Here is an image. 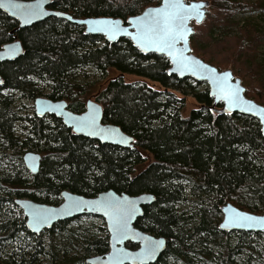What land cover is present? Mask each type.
Instances as JSON below:
<instances>
[{"label":"trees","instance_id":"16d2710c","mask_svg":"<svg viewBox=\"0 0 264 264\" xmlns=\"http://www.w3.org/2000/svg\"><path fill=\"white\" fill-rule=\"evenodd\" d=\"M160 1L53 0L52 8L76 18L126 21ZM221 3L222 8L234 12L241 2ZM259 5L245 6L258 9ZM17 27L15 20L0 11V49L14 37L25 49L16 61L0 64L4 79L0 87V264H44L40 256L47 254L52 256L51 264H88L89 257L109 251L106 228L89 234L94 223L84 229L83 251L74 256L65 252L59 262L60 250L47 253L38 236L13 218L9 205L18 209L16 198L56 205L65 190L87 197L110 190L133 196L153 194L156 202L145 208L136 226L167 239V249L155 264H172L171 259L191 264L200 254L205 261L212 255L216 264H264V234L219 230L220 209L227 203L264 214V138L255 119L214 114L208 88L201 90L205 84L169 75L166 58L143 55L128 39L111 45L103 37L86 35L82 27L56 17L12 33ZM245 35L248 39L259 37ZM86 68L103 75L110 69L120 73L108 82L98 102L104 108V123L120 126L134 136L137 149L75 136L54 116L20 115L14 94L35 100L43 93L41 82L50 86L49 99L66 100L73 112L83 113L85 89L76 79L78 71ZM122 75L157 83L165 91L142 83L128 84ZM173 91L194 97L201 108L183 117L182 101ZM22 120L29 128L24 139L16 134ZM27 152L43 157L37 175H29L25 168ZM187 202L190 206L183 209L181 205ZM83 217L59 222L42 234L52 243L56 236L76 235L74 223ZM102 232L105 235L101 236ZM23 233L37 241L35 252H10Z\"/></svg>","mask_w":264,"mask_h":264},{"label":"water","instance_id":"95a60500","mask_svg":"<svg viewBox=\"0 0 264 264\" xmlns=\"http://www.w3.org/2000/svg\"><path fill=\"white\" fill-rule=\"evenodd\" d=\"M15 2L20 4H35L37 0H15ZM182 2L185 5L202 4L204 5V7L200 8L198 11L190 10L186 13L189 19H187L185 23L186 27L190 31L186 34V39L178 43L175 46V49L172 51H169L166 48L164 50H158L155 45L151 47L141 46L137 40L132 39V36L136 34V28L128 23V21L132 18L142 16L143 13L148 9L162 7L164 4V0H161L159 5L148 7L140 14L132 16L126 21L120 18L113 17L76 18L68 12L53 9V0H43V11L47 12L48 15L41 16L39 18H33L31 22L27 24L24 23V17L19 11H16L15 14L14 10L12 9L0 8V11L18 23V27L12 33L18 32L19 30L25 28H29L37 23L47 20L48 18L56 17L71 24L82 27L86 35L103 37L104 40L111 45L117 44L122 39H128L141 54L146 56L154 54L166 58L170 63V69L168 70L169 75H175L179 80L190 79L195 81L196 83L206 84L208 87L209 96L213 100V104L210 109L214 114L225 116L238 114L255 119L261 126V132L264 138V106L252 99L247 98V89L243 86L242 80L236 77L232 70H220L219 68L197 57L193 53L191 38L196 33V26H201L206 21L208 14L210 13L211 2L209 0H182ZM55 13H61V15H55ZM96 20L118 22L119 27L121 29H126L128 34H124L123 32H121L116 36L115 39H109L106 26L90 25L89 23H87V21ZM90 28H101L104 30L90 31ZM24 54L25 49L22 45V42L17 37H14V40L12 42L5 44L0 49V64L4 62H14ZM182 57L188 58L186 63L189 65V67L183 69L179 68L178 60ZM201 65H206L208 69L214 68L216 69V72H209L204 67H201ZM226 73L230 75L225 76ZM122 77H125V75H122ZM0 81H3V83L0 84V87H2L4 85V79L1 75ZM218 82H223L226 89L230 92H236L237 89H242V91H239L237 93L239 97L237 103H230L228 97L221 93ZM34 104L35 114L38 117L45 118L47 116H54L55 118L60 119L63 122L64 126L67 129L71 130L75 136L98 141L100 144L104 145L108 144L132 150L137 149V146L135 144L136 139L134 136L125 133L120 126L111 123H104V108L96 101L89 100L86 104V110L81 114L73 112L69 108L68 102L65 100L53 101L46 97H38L34 100ZM90 104L99 109V112L95 114L97 127L111 131L100 135H90L89 128H81L80 126H78V118L88 116L92 112V109L89 107ZM123 140H127V143H123ZM42 160V155L35 152H27L23 157L25 168L31 175H37L40 172ZM109 194H111V196ZM61 198L63 199V202L59 205L43 204L27 198H16L14 202L24 213V217L26 218V228L31 233L37 236L41 235L45 231L51 230L54 225L59 222L74 220L83 216H94L102 218L105 221L107 234L109 236V251L103 255L89 257L87 259L88 264H155L167 249L168 241L165 237L150 234L139 229L136 226L138 220L144 217L145 208L156 202V197L153 194L142 193L133 196L126 193L118 194L115 191L110 190L102 192L96 197H87L65 190L62 192ZM104 199H115L119 201H124L125 199H127L128 201L135 202V215L128 222V238L121 239L119 241L113 239L112 220L109 219L104 210L93 206L91 203H82ZM40 210L51 211L43 213L44 215L49 217L46 222L37 224L33 218V214ZM220 210L222 221L219 225V230L228 234H264V220H262L261 222H252V227H248L247 225L241 227L234 221L236 212H243L259 218H264V214H256L240 209L232 203L223 205ZM221 225H223V227H221ZM145 238L151 241H164V244L156 250L155 255L150 259H145L140 255L145 248ZM128 244L138 247L136 249H132L128 247ZM117 251H122L123 253H126L128 255L122 257L119 260H116L113 257Z\"/></svg>","mask_w":264,"mask_h":264},{"label":"rangeland","instance_id":"374dc122","mask_svg":"<svg viewBox=\"0 0 264 264\" xmlns=\"http://www.w3.org/2000/svg\"><path fill=\"white\" fill-rule=\"evenodd\" d=\"M209 1L211 2L210 13L205 23L200 27H196V33L191 40L193 53L220 70H232L234 75L242 80L243 86L247 89V98L264 106V0H238L241 2L240 7L235 9L234 12H232V8H222L221 2L223 0ZM248 4H260V7L258 9H250L245 6ZM221 26L224 27L221 29ZM246 32L251 33V35L255 33L259 37L248 39L245 35ZM253 44H255V47H252ZM119 76L120 73L113 69H110L104 75L90 68L79 70L76 80L85 89L86 96L83 97L85 104L89 100L99 103L98 98L106 89L108 82ZM125 80L128 84L142 83L147 84L156 91H165L159 84L136 76H125ZM39 87L43 89V93L39 97L48 98L49 84L41 82ZM206 88L208 87L205 84L201 90ZM173 93L177 99L182 101L179 106H181V114L185 118L190 115L191 111L198 110L202 106L192 96H184L178 91H173ZM14 96L17 99V106L22 117L26 118L35 115L34 100L23 99L20 94H14ZM28 129L27 122L24 120L20 121L17 124V136L24 139L28 134ZM146 161H150L148 155H146ZM28 174L31 175L29 172ZM62 202L63 199L60 197L59 204ZM9 206L13 209V218L25 224L26 218L23 211L17 205L18 209H15L14 205ZM188 206H190L189 202L181 205L183 209H187ZM94 223L96 224L93 227L94 231H90L89 234L98 232L100 227L106 228L105 221L102 218H87L84 216L82 220L74 223L78 229V234L76 235L65 233L56 236L55 239L53 238V243L49 240L47 234H41L37 238L44 245L47 253L54 249L60 250V256H57L60 258V262L65 252L70 256H74L79 255L83 251L84 229L92 228ZM103 235H105L104 232L101 233V236ZM35 246H38L37 241L33 237L28 236V234L23 233L21 242L15 248H12L10 252L15 249L19 253H24L30 249L33 253L35 252ZM76 246H78V249H76ZM128 247H130V244H128ZM137 247L130 248L136 249ZM214 251L216 254L217 250L214 249ZM40 259L44 261V264H51L52 256L48 254L41 255ZM170 262L172 264H187L183 260L176 262L171 259ZM191 264H216V260L211 255L205 261L204 256L200 254Z\"/></svg>","mask_w":264,"mask_h":264},{"label":"snow or ice","instance_id":"6c2138e0","mask_svg":"<svg viewBox=\"0 0 264 264\" xmlns=\"http://www.w3.org/2000/svg\"><path fill=\"white\" fill-rule=\"evenodd\" d=\"M204 5L190 4L185 5L182 0H164L162 7H156L148 9L140 17H134L128 21L130 25L136 28V34L132 36V39L137 40L143 47L156 46L158 50H164L165 48L169 51L175 49V46L186 39V34L190 31L186 27V21L189 19L186 13L190 10H199ZM0 8H7L19 11L24 17V23H30L33 18H39L41 16L48 15L47 12L43 11V0H37L35 4H20L16 3L15 0H0ZM202 14V13H199ZM55 15H61V13H55ZM90 25H104L107 27L108 38L115 39L118 34L123 32L128 34L126 29H121L118 22L108 20H96L87 21ZM90 31H103L101 28H90ZM187 57H182L178 60V66L180 69L187 68L189 65L186 63ZM199 63V62H194ZM207 71L215 73L216 69H208L206 65H201ZM230 74H225L228 76ZM3 81H0L2 84ZM221 93L228 97L230 103H237L239 100L238 92L242 89H237L236 92H230L226 89L223 82H218ZM92 112L83 118H78V126L81 128H89L90 135L105 134L111 130L98 128L96 125V113L99 112L94 105H89ZM123 143H127V140H123ZM111 196V194H109ZM91 203L93 206L103 209L105 214L108 215L109 219L112 220V232L113 239L117 241L128 238L129 227L128 222L133 218L136 212L135 202L119 201L115 199H104L99 201L82 202ZM51 210H40L33 214V218L37 224L44 223L49 218L44 215V212H50ZM264 218L248 215L243 212H236L234 221L239 226L252 227V222H261ZM223 227V225H221ZM146 244L142 253L140 254L145 259H150L156 253V250L164 244L163 240L151 241L145 238ZM128 254L122 251H117L114 254V259L119 260Z\"/></svg>","mask_w":264,"mask_h":264},{"label":"flooded vegetation","instance_id":"af4514ba","mask_svg":"<svg viewBox=\"0 0 264 264\" xmlns=\"http://www.w3.org/2000/svg\"><path fill=\"white\" fill-rule=\"evenodd\" d=\"M48 117V116H47Z\"/></svg>","mask_w":264,"mask_h":264}]
</instances>
